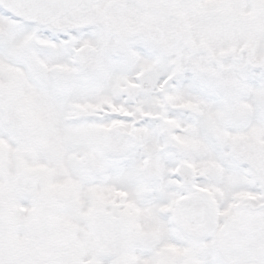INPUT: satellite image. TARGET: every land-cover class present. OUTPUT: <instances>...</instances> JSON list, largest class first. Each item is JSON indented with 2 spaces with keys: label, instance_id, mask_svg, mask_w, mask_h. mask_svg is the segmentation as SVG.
<instances>
[{
  "label": "snow or ice",
  "instance_id": "6c2138e0",
  "mask_svg": "<svg viewBox=\"0 0 264 264\" xmlns=\"http://www.w3.org/2000/svg\"><path fill=\"white\" fill-rule=\"evenodd\" d=\"M0 264H264V0H0Z\"/></svg>",
  "mask_w": 264,
  "mask_h": 264
}]
</instances>
